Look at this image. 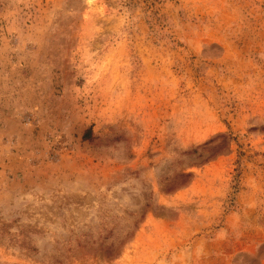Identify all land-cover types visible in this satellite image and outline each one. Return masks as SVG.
Returning a JSON list of instances; mask_svg holds the SVG:
<instances>
[{
	"label": "rangeland",
	"instance_id": "obj_1",
	"mask_svg": "<svg viewBox=\"0 0 264 264\" xmlns=\"http://www.w3.org/2000/svg\"><path fill=\"white\" fill-rule=\"evenodd\" d=\"M0 264H264V0H0Z\"/></svg>",
	"mask_w": 264,
	"mask_h": 264
}]
</instances>
